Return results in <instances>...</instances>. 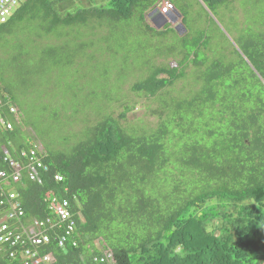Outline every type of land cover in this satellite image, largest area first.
Returning a JSON list of instances; mask_svg holds the SVG:
<instances>
[{
    "label": "trees",
    "instance_id": "obj_1",
    "mask_svg": "<svg viewBox=\"0 0 264 264\" xmlns=\"http://www.w3.org/2000/svg\"><path fill=\"white\" fill-rule=\"evenodd\" d=\"M160 1L103 0L69 12L56 0H26L0 25V200L17 196L24 218L9 223L17 233L50 219L48 243L35 248L23 236V245L0 244V264H26V249L47 256L39 264H264V0H254L258 14L244 20L232 54L211 48L200 30L190 34L181 0L165 1L182 33L167 21L155 29L148 19ZM238 1L199 0L207 9ZM103 31L138 47L137 34L148 35L163 55L142 76L116 79L113 91L101 67L82 66L89 54L109 53L97 41ZM29 38L36 58L25 49ZM63 71L62 81L47 77ZM47 81L61 100L77 102L65 121L42 92L27 105L30 89ZM127 81L128 93L150 104L120 95ZM182 81L188 90L174 91ZM31 151L40 183L26 171L13 182L10 160L26 166ZM53 196L70 202L75 247L54 238L67 222L49 210Z\"/></svg>",
    "mask_w": 264,
    "mask_h": 264
},
{
    "label": "rangeland",
    "instance_id": "obj_2",
    "mask_svg": "<svg viewBox=\"0 0 264 264\" xmlns=\"http://www.w3.org/2000/svg\"><path fill=\"white\" fill-rule=\"evenodd\" d=\"M57 1V8L59 10L63 11H69L74 12L77 9L86 8L89 6L98 7L100 5H105L106 3L103 2V0H56ZM180 5L184 4L189 7V14L192 19V25H190V34L194 36L197 34V31H201V33L204 35V40L208 41L211 48L216 49L218 53H228L232 54L235 49H237V38L239 37V34L242 32V24L245 19H251L253 16L257 15V9L254 5V0H239L234 5H227L222 7H213L207 9L199 0H181L178 2ZM259 5V4H257ZM205 11L208 18L205 17L201 9ZM172 15V19H173ZM196 16L202 17V18H195ZM149 23H153V26L162 24L164 20H158L157 14H152L149 16L148 19ZM167 22H171L170 19L166 20ZM134 24H136L135 21H133ZM172 23V27L177 28L179 26V19H177ZM186 23L188 24V18ZM28 28L33 33L34 26L32 24L28 25ZM180 33H182V29L178 28ZM177 29V30H178ZM64 32H68V30H65ZM20 34V33H18ZM27 35H30L28 32H26ZM125 37V36H124ZM137 37L141 41L139 43L138 47L135 43H133L130 39L125 38V40L122 38V34L119 32L112 33L111 31H108L105 33L103 31L99 36L97 37V41L103 42L106 44L107 52H105L104 49H102V53L106 57H99L95 60V58H91L92 54H89L88 58L82 63V66L88 65L93 62L97 64L99 67L103 69V71L106 72V76L108 79H112L110 84L114 91L116 89L115 87V80L116 79H122L124 77L129 78L130 76L139 75L142 76L143 73H145L144 67H152L154 58L163 55L162 51L160 49H153V41L151 42V38L148 35H138ZM147 37H149L148 41ZM20 38V36H18ZM105 39V40H104ZM146 41V42H145ZM150 41V42H149ZM167 41V40H166ZM136 42V41H135ZM124 44V45H123ZM25 49L30 52V54L33 56L32 58H36L35 53L30 49L34 48V41L32 38L27 39L25 43ZM38 53H40V49H38ZM91 58V59H90ZM67 62H70L72 58H66L64 59ZM172 64V62H170ZM79 64V63H78ZM77 64V65H78ZM122 64V65H121ZM173 65V64H172ZM118 66V68L115 71V68ZM120 68H122V71H120ZM125 68V69H124ZM131 70V72H130ZM64 73L66 72H57L54 73L52 76L47 75V77L50 79H53V82H59L63 80ZM117 74V77L115 75ZM18 79H22V76H15ZM189 79H193L192 73L188 75ZM23 79H25L23 77ZM54 82V83H55ZM132 81H127V83L121 87L120 95H127L128 101L133 104L135 103V106L139 108V106L144 105L147 103L150 104V102H146L144 99H138L133 94L128 93L129 84H131ZM19 83V82H18ZM55 88L52 82L44 83L41 88L37 91L35 89H30L29 97L27 98V105H37L38 103V97H40V93L42 92V96H44L46 99L49 100L50 104L53 106H58V113L62 117L60 118V121L66 120V112L68 109H71L73 105H76L77 102H71L69 100H61V97L58 96L59 94L57 92H54ZM61 91V94L63 95V90L58 89ZM182 91L186 92L188 90V84L186 82H179L174 86V91ZM90 91V89L88 90ZM17 96V100H22L25 98V93L17 92L15 94ZM82 98L80 100V103H82ZM154 107V103L151 104ZM112 107V106H111ZM114 112L118 114L120 111V108L118 105H113ZM137 114L133 117H129V121L134 123L135 120H139L143 112L140 110L136 112ZM87 119H92L91 115L88 113L86 115ZM83 118V116H80ZM136 117V118H135ZM146 118V117H145ZM147 119V118H146ZM148 121L152 122L154 119H147ZM128 121V122H129Z\"/></svg>",
    "mask_w": 264,
    "mask_h": 264
},
{
    "label": "built area",
    "instance_id": "obj_3",
    "mask_svg": "<svg viewBox=\"0 0 264 264\" xmlns=\"http://www.w3.org/2000/svg\"><path fill=\"white\" fill-rule=\"evenodd\" d=\"M26 0H0V25L6 23V21L10 18L12 13L18 9L21 4H23ZM174 12L173 5L165 0H161L158 7L155 9L154 13H156L160 18L167 17ZM14 113L13 110H11ZM4 122L0 119V125H3ZM8 130L11 129V125L8 124L6 126ZM41 152V150H37ZM30 159L28 164H21L19 162H15L13 159L9 162V168L12 171L11 179L13 182H19L22 173L26 171L29 180L37 181L40 183L38 175L41 169V165L39 160L36 158V152L31 151ZM4 156H7V152L4 151ZM25 156V153L23 154ZM43 171H46V168H43ZM7 177V173L5 171H0V182ZM55 180H61L58 176L55 177ZM49 196V195H48ZM47 196V197H48ZM50 207L49 210L53 213V215L60 222H67L66 225H61L58 223L60 235L58 237H54L57 241V244L60 248L64 247L66 243H70L72 247L76 246L75 237L74 236V220L72 219V212L70 203L67 200H59L55 196H53L51 202L49 201ZM24 218V212L21 209L18 201L16 200L15 194H9L5 196L4 200H0V244H5L10 247H15L18 244L23 245V236L26 237V240L29 244L37 248L40 245L46 244L50 241V237L43 233L47 224L50 223V219L47 220H36L28 229H22V233H17L16 229L12 228L9 224L15 220H21ZM64 227V230H63ZM54 229V227H51ZM64 231V233L62 232ZM57 238V239H56ZM23 258L26 261V264H39L40 262L48 261L47 256L44 258H39V253L36 249L30 250L26 249Z\"/></svg>",
    "mask_w": 264,
    "mask_h": 264
},
{
    "label": "clouds",
    "instance_id": "obj_4",
    "mask_svg": "<svg viewBox=\"0 0 264 264\" xmlns=\"http://www.w3.org/2000/svg\"><path fill=\"white\" fill-rule=\"evenodd\" d=\"M152 14H155L154 12L152 13ZM152 14H150L149 16H151ZM172 15H175L176 16V14H175V11L173 12V13H171V15H168L167 17H171ZM177 17V16H176ZM157 18H158V20H162L158 15H157ZM178 18V17H177ZM165 19V18H164ZM163 19V20H164ZM170 20H171V22H174L175 21V19L173 18H169ZM164 21H166V20H164ZM180 25V24H179ZM179 27V26H178ZM10 194H13V193H10ZM5 196H7V195H5ZM16 198H17V196H16ZM17 200V199H16ZM63 200H67V199H65V198H63ZM68 201V200H67ZM69 202V201H68ZM70 203V202H69ZM71 206V205H70ZM71 209V208H70ZM33 224V223H32ZM49 236V235H48ZM75 239V238H74ZM41 246V245H40ZM39 253V252H38ZM108 257H110V256H108ZM101 262H103V260L101 259Z\"/></svg>",
    "mask_w": 264,
    "mask_h": 264
},
{
    "label": "water",
    "instance_id": "obj_5",
    "mask_svg": "<svg viewBox=\"0 0 264 264\" xmlns=\"http://www.w3.org/2000/svg\"><path fill=\"white\" fill-rule=\"evenodd\" d=\"M175 14H176V16H177L178 18L180 17V15H179L178 13H175ZM161 19L163 20V17H161ZM165 23H166V21H163L162 24L155 25L154 27H155V29L159 30V29H161V28L165 25ZM178 28H182V26L179 25V27H177L176 29H178ZM178 30H179V29H178Z\"/></svg>",
    "mask_w": 264,
    "mask_h": 264
},
{
    "label": "bare ground",
    "instance_id": "obj_6",
    "mask_svg": "<svg viewBox=\"0 0 264 264\" xmlns=\"http://www.w3.org/2000/svg\"><path fill=\"white\" fill-rule=\"evenodd\" d=\"M13 108V107H12ZM10 124V123H9ZM4 125H2L1 127H3ZM3 128H5V127H3ZM6 130V129H5Z\"/></svg>",
    "mask_w": 264,
    "mask_h": 264
}]
</instances>
